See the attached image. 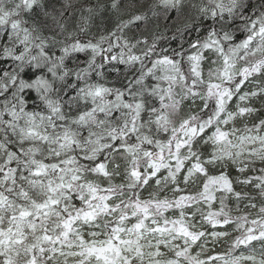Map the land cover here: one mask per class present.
<instances>
[{
  "label": "clouds",
  "instance_id": "9594fccd",
  "mask_svg": "<svg viewBox=\"0 0 264 264\" xmlns=\"http://www.w3.org/2000/svg\"><path fill=\"white\" fill-rule=\"evenodd\" d=\"M0 264H264V0H0Z\"/></svg>",
  "mask_w": 264,
  "mask_h": 264
}]
</instances>
